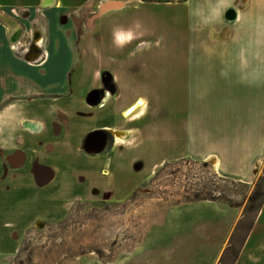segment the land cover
<instances>
[{
    "label": "crops",
    "instance_id": "1",
    "mask_svg": "<svg viewBox=\"0 0 264 264\" xmlns=\"http://www.w3.org/2000/svg\"><path fill=\"white\" fill-rule=\"evenodd\" d=\"M109 2L121 6L101 11L99 18L87 23L74 16L94 8L100 12ZM177 5L180 11L187 8L189 12L187 27L175 31L183 45L182 65L176 67L177 82L173 83L182 85L178 101L183 103V116L178 130L172 113L169 120L172 117L173 121L166 125L150 124V104L140 95L141 87L148 85H140L123 68L125 63L131 69L133 64L127 60L147 48L151 24L144 27L142 23L140 29L114 24L129 9L173 8L177 12L175 3L0 0L5 23L16 24L13 18L21 15L30 19L33 11L53 10L61 16L59 22L46 17L45 40L50 46L45 60L35 65L14 54L12 37L2 31L0 22V194L11 191V182L17 183L27 174L32 177V172L60 169L59 151L79 154L87 137L98 131L103 132L104 144L101 149V137L94 138L93 144L102 150L93 156L94 165L104 154L115 156L117 152L127 160V150L136 146L153 158L157 155L150 171L135 184H116L114 199L122 200L146 184L157 168L183 158L208 163L220 176L233 181H255L264 161V0H219L210 5L207 0H187ZM228 11L233 14L227 18ZM82 25L86 30L77 34L52 32L55 26L68 30ZM96 43H102L118 58V66H99L94 70L96 82L74 85L79 78L75 80L70 59L81 51L95 57L99 54ZM141 43L146 46H139ZM66 64L70 65L71 77L66 74ZM98 89L109 93L105 104L103 108H89L86 96ZM73 96L82 105L74 103ZM138 100L145 106L133 111ZM99 121L103 124L98 125ZM85 122L86 126H79ZM107 131L117 140L107 142ZM49 153L55 157L47 160ZM134 160L136 170L144 167L140 159ZM71 163L67 168L77 169ZM93 166L87 173L92 179L89 185L102 196L112 190L111 179L103 175L109 171ZM27 180L33 183L32 178ZM240 219V208L218 201L199 200L173 208L137 242L136 250L149 248L137 257L136 264H218ZM235 264H264V202Z\"/></svg>",
    "mask_w": 264,
    "mask_h": 264
},
{
    "label": "rangeland",
    "instance_id": "2",
    "mask_svg": "<svg viewBox=\"0 0 264 264\" xmlns=\"http://www.w3.org/2000/svg\"><path fill=\"white\" fill-rule=\"evenodd\" d=\"M186 1L160 0L161 3H175L177 12L173 8L129 9L125 17H117L114 22L128 29H140L142 23L144 27L146 23L151 24V33L146 37L149 41L147 48L140 50L135 59L127 60L128 64H133L131 69L125 63L123 68L140 85H148L147 88L141 87L140 95L150 104L147 115L150 124L166 125L173 121L172 117L169 120L172 113L178 122L177 130L178 124L182 125L183 103L178 101L182 98V85L173 83L177 82L174 71L182 65L183 45L178 39L180 33L175 31L182 32L189 23L187 8L180 11L177 5ZM216 1L219 2L207 0V4ZM101 11L94 8L74 16L87 23L99 18ZM47 16L56 22L61 18L53 10L33 11L30 19L21 15L13 18L16 24H9L0 15L2 31L12 37V51L27 64H40L46 58L45 51L50 46L45 40ZM234 18L233 15L231 19ZM12 29L14 33H11ZM82 29L86 30V26L68 27V30L55 26L52 32L67 34L72 31L77 34ZM142 45L146 46L144 43L139 46ZM95 50L99 53L95 57L93 53L89 57L81 51L70 59L75 80L79 78L74 85L86 86L96 82L94 70L99 66H118V58L113 57L102 43H96ZM65 68L71 77L70 65L66 64ZM74 98V103L82 105L80 99ZM97 124L103 123L99 121ZM79 126H86V122ZM83 147L79 154L59 151L60 169L51 168L46 173L31 170L32 177L27 174L17 183L11 182V191L0 194V264H136L137 257L140 258L149 248L140 246L136 250V244L151 227L160 224L169 210L203 198L241 209V219L227 246H232L240 254L262 207L264 161L255 181L245 184L220 176L208 163L193 158L178 159L157 168L146 184L121 200L112 196L116 184H135L150 171L157 155L154 154L153 158L143 151V147L136 146L127 150V160L117 152L115 156L104 154L94 165L92 155ZM49 156L55 157L49 153L47 160ZM134 159H140L144 167L136 170L137 161ZM71 162L77 169L67 168ZM93 165L98 171H109L104 179H111L112 190H106L102 196L96 195L94 186L89 185L92 179L87 173ZM27 178H32L33 183ZM227 248L221 258L226 260L224 264H232L230 254H226Z\"/></svg>",
    "mask_w": 264,
    "mask_h": 264
},
{
    "label": "flooded vegetation",
    "instance_id": "3",
    "mask_svg": "<svg viewBox=\"0 0 264 264\" xmlns=\"http://www.w3.org/2000/svg\"><path fill=\"white\" fill-rule=\"evenodd\" d=\"M108 94H109V93L106 92V95H105V92H104L103 90H101V89L90 91V92L88 93V95L86 96V103H87V106H88L89 108H103V107H101V106H102L103 104H105V96H108ZM97 100H98L99 102H98V103H95V101H97ZM106 134H107V135H105V137H107V138H105V139L107 140V142H108V141H112L113 139H116V136H115L113 133H111L110 131H107ZM98 138H100V137H98ZM116 140H117V139H116ZM86 141H87V139L84 141L83 146L85 147L87 153H88V154H91L92 157L95 156V155H97V153H98L99 151H102V150H99V149L97 148V146L93 144V141H91L89 144H87ZM99 143H100V142H99ZM84 147H83V149H84ZM93 154H94V155H93ZM98 154H99V153H98ZM45 170H46V169H43L41 173H46ZM104 173H105V171L103 172V175H104V176H107V175H108V173H107V175H105ZM94 190H95V188H94ZM42 192H44V191H42ZM94 193H95L96 195H98V194H97V193H98L97 190H95Z\"/></svg>",
    "mask_w": 264,
    "mask_h": 264
},
{
    "label": "trees",
    "instance_id": "4",
    "mask_svg": "<svg viewBox=\"0 0 264 264\" xmlns=\"http://www.w3.org/2000/svg\"><path fill=\"white\" fill-rule=\"evenodd\" d=\"M143 2H150V3H161L160 0H142ZM186 1V0H184ZM166 2H171V1H166ZM262 195V204L264 202V193L261 194ZM201 200H209V201H216V200H213V199H209V198H203ZM252 228V227H251ZM226 254H230L229 255V259L231 260L232 259V264H235L238 256H239V251H236L232 248V246L228 247L227 248V251H226ZM225 256V253L223 254ZM226 260H224V257L221 258L219 264H224Z\"/></svg>",
    "mask_w": 264,
    "mask_h": 264
},
{
    "label": "water",
    "instance_id": "5",
    "mask_svg": "<svg viewBox=\"0 0 264 264\" xmlns=\"http://www.w3.org/2000/svg\"><path fill=\"white\" fill-rule=\"evenodd\" d=\"M107 6H108V10H107V12L108 11H110V10H112V9H115V8H119L120 6H121V4L120 3H118V2H109V3H107L106 4ZM233 12L232 11H230V12H228V14H227V18L229 17V15L230 14H232ZM101 14H102V12H101ZM17 36H19V34L17 35ZM18 39H19V37H18ZM99 101L97 100V101H95V103H98ZM98 137H101V140H100V143H101V146H100V148L101 149H103V132H101V131H98V132H94V133H92V134H90L88 137H87V141H86V143L87 144H89L91 141H93L94 140V138H98Z\"/></svg>",
    "mask_w": 264,
    "mask_h": 264
},
{
    "label": "bare ground",
    "instance_id": "6",
    "mask_svg": "<svg viewBox=\"0 0 264 264\" xmlns=\"http://www.w3.org/2000/svg\"><path fill=\"white\" fill-rule=\"evenodd\" d=\"M101 10H102V12H106V11L108 10V6H107L106 4H103L102 7H101ZM13 31H14V30L12 29V30H11V33H14ZM17 32H18V31H17ZM17 32H16V33H17ZM16 33H15V34H16ZM144 106H145L144 101H143V100H138L137 103H136V105L134 106L133 111H135V110H137V109H139V108H142V107H144Z\"/></svg>",
    "mask_w": 264,
    "mask_h": 264
}]
</instances>
